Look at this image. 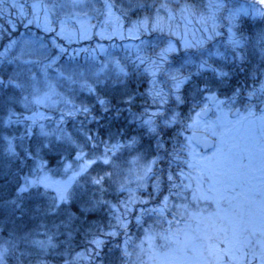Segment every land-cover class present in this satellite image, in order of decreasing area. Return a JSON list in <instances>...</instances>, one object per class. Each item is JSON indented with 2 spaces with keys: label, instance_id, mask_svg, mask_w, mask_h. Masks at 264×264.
Wrapping results in <instances>:
<instances>
[{
  "label": "snow or ice",
  "instance_id": "1",
  "mask_svg": "<svg viewBox=\"0 0 264 264\" xmlns=\"http://www.w3.org/2000/svg\"><path fill=\"white\" fill-rule=\"evenodd\" d=\"M0 264H264V0H0Z\"/></svg>",
  "mask_w": 264,
  "mask_h": 264
},
{
  "label": "trees",
  "instance_id": "2",
  "mask_svg": "<svg viewBox=\"0 0 264 264\" xmlns=\"http://www.w3.org/2000/svg\"><path fill=\"white\" fill-rule=\"evenodd\" d=\"M23 30H24L23 28L20 29V31H23Z\"/></svg>",
  "mask_w": 264,
  "mask_h": 264
},
{
  "label": "rangeland",
  "instance_id": "3",
  "mask_svg": "<svg viewBox=\"0 0 264 264\" xmlns=\"http://www.w3.org/2000/svg\"><path fill=\"white\" fill-rule=\"evenodd\" d=\"M24 31V30H23Z\"/></svg>",
  "mask_w": 264,
  "mask_h": 264
}]
</instances>
